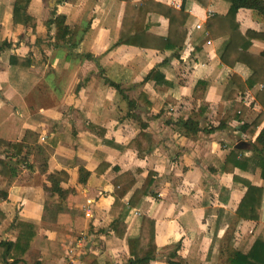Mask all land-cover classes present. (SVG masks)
Listing matches in <instances>:
<instances>
[{
  "label": "crops",
  "instance_id": "0c3cea01",
  "mask_svg": "<svg viewBox=\"0 0 264 264\" xmlns=\"http://www.w3.org/2000/svg\"><path fill=\"white\" fill-rule=\"evenodd\" d=\"M170 1L183 4V0ZM210 1L208 7L195 4L190 10L188 40L178 57L117 46L125 10L120 0H32L29 12L39 22L36 34L32 29H14L11 8L6 5L3 14L0 9V45L11 43V47L0 50V91L4 89V94L0 92V138L21 142L27 130L38 129V144L50 147L49 172L65 171L66 187L73 189L67 199L47 201L46 174L34 155V171L24 168L20 181L8 186L0 176V190L8 191L6 198L0 197V210L5 215L0 220V241L17 240L23 245V232L34 228L29 250L25 254L18 250L10 262L19 258V264H91L95 260L124 264L128 257L126 238L97 235V231L114 219L110 214L115 200L113 179L137 167L142 172L135 187L144 183L149 171L156 173L140 209L157 221L159 254L154 264H166V256L177 243L187 263L212 264L227 247L244 245L264 225V196L259 221H242L236 209L245 188L232 174L220 172L230 148L246 145L251 137L241 132L238 122L224 130L204 131L220 122L226 88V82L219 80L225 69L217 55L218 43L210 40L201 52L192 49L204 29L197 30L195 25L205 24L209 15L229 9L226 2ZM54 6L69 23H79L77 47L49 44L54 28L49 29L46 21ZM237 17L248 28L258 30L264 25V17L260 22L251 10L242 9ZM147 21L151 31L165 33L168 28V20L162 16L154 14ZM38 38L43 41L36 44ZM255 45L263 48L264 42L257 40ZM29 52L33 62L28 71L11 68L12 54L24 57ZM206 65L210 84L204 99L194 100V74ZM152 68H159L176 85L160 96L161 101L156 98L154 83L144 81ZM101 69L122 92L105 83ZM142 93L148 94V101L140 98ZM25 94L31 95L30 101ZM241 100L252 104L255 89L247 91ZM128 101L136 102L133 109ZM257 112L259 109L251 105L245 120L251 121ZM189 118L200 131L194 133L184 127ZM142 122L148 124L150 153L105 144L106 138L128 145L141 132ZM91 124L104 128L105 138ZM101 154L106 155L110 167L98 174ZM237 173L264 187L260 170ZM252 214L256 216L255 211ZM98 238L113 244L102 246ZM209 253L212 260L207 263Z\"/></svg>",
  "mask_w": 264,
  "mask_h": 264
},
{
  "label": "trees",
  "instance_id": "16d2710c",
  "mask_svg": "<svg viewBox=\"0 0 264 264\" xmlns=\"http://www.w3.org/2000/svg\"><path fill=\"white\" fill-rule=\"evenodd\" d=\"M125 3V10L122 18L117 46L127 45L140 49L154 51L160 54L169 53L172 57H178L180 51L185 48L189 35L190 10L197 4L200 7H208L210 0H183L179 8L173 5L170 0H120ZM229 5L226 13H214L207 18L204 29L198 34L192 45V49L201 52L208 41L218 43L217 55L224 71L219 78L220 82H226L223 95L225 101L224 112L220 122L214 127L205 129V132L216 129H227L232 122L241 124L240 130L248 134V140L243 148L236 145L230 148L223 163L220 165L221 174L230 173L235 182H239L245 188L244 195L240 200L236 215L242 221H259V213L264 196V187L258 186L237 173V170L245 172L260 170V177L264 179V47L255 45V41L264 42V25L255 30L245 27L238 19V13L242 9L251 10L260 17V22L264 17V0H220ZM32 0H0L1 14L7 5L12 11V24L14 29L23 27L37 32V19L29 12ZM159 15L168 20V28L165 33H158L150 30L148 17ZM1 17V15H0ZM48 28H54V34L49 36L52 39L50 45L55 47L69 46L77 47L76 40L79 33V23L68 22V17L58 13L56 6L51 8L49 19L46 21ZM47 38L46 40H49ZM43 40L38 38L36 44ZM11 47V43L5 41L0 45V50ZM32 54L27 53L24 57H17L12 54L11 68L28 71L32 65ZM105 83L121 90V87L114 80L105 74V70H100ZM144 81H152L156 98L161 101V95L175 88V83L166 79L165 74L159 68L150 69L144 77ZM210 84L209 70L207 65L200 66L194 74L192 84V97L194 100H202ZM255 89V101L248 105L241 100L247 91ZM140 98L148 101V94L142 93ZM155 101V100H154ZM176 100L172 99L171 102ZM157 101L152 104H156ZM170 103L169 101H167ZM177 102V101H176ZM136 102L128 101L130 109H133ZM151 104V105H152ZM255 106L259 112L251 121H246L245 117L250 106ZM97 129L99 136L105 138L106 130L90 125ZM141 132L128 145H119L115 141L106 140V145L121 149L138 150L139 152L150 153L151 140L147 134L148 124L141 123ZM184 127H189L191 132H198L201 128L191 118L184 121ZM256 136L254 140L252 137ZM40 131L27 130L21 142H14L0 138V176L7 185L20 181L23 177V169L30 172L35 169V163L31 162L32 156L38 157L41 172L46 174V198L47 201H61L67 199L73 189L66 187L68 174L65 171L49 172V145L38 144L37 138ZM48 140V139H47ZM109 141V142H108ZM50 143V140L48 142ZM104 143V142H103ZM110 143L114 144L111 145ZM101 157L100 164L96 168L98 174L103 173L110 167L106 160V155ZM117 170V168H116ZM212 171L217 172L215 169ZM142 172L141 168L129 169L118 174L113 179L115 186V200L110 209V214L114 219L105 229H99L97 233H107L111 237L119 239L126 238L128 257L124 264H154L159 254L157 242V221L147 213L140 211L145 198L150 193L156 173L149 171L144 183L140 187L137 185V176ZM87 177V176H86ZM85 177V179H86ZM133 190V191H132ZM7 188L0 190V197L6 198ZM252 211L256 212L253 216ZM254 218V219H253ZM5 215L0 210V220H4ZM34 228L27 227L22 234L24 244L17 240L0 241V263L19 264V258L10 262L18 250L26 253L31 242L34 240ZM181 244L177 243L166 256V264H188L180 253ZM223 264H264V225L256 232L252 239L247 240L239 247H227L220 256ZM212 257L210 253L205 261L210 263ZM91 264H100L98 260ZM121 264V263H119Z\"/></svg>",
  "mask_w": 264,
  "mask_h": 264
},
{
  "label": "rangeland",
  "instance_id": "374dc122",
  "mask_svg": "<svg viewBox=\"0 0 264 264\" xmlns=\"http://www.w3.org/2000/svg\"><path fill=\"white\" fill-rule=\"evenodd\" d=\"M45 10H46V13H47V11H48L47 6H46ZM218 10H219V8H218ZM222 10H224L223 7H222ZM46 16H47V14H46L45 16H43V17H44V18H47ZM242 16H243V18L245 19V18H246V13L243 14ZM41 20H42V19H41ZM38 23H39V22H38ZM186 55H188V54H185V56H186ZM186 60H189V55L186 56ZM216 60H217V59H216ZM41 67H42V66H41ZM41 67L38 66L39 69H40ZM55 67L57 68V70H60V69L58 68L57 65H55ZM56 73H58V72H56ZM59 75H60V74H59ZM0 92H1L2 94H4V89L1 90ZM41 92H43L42 89H41ZM25 95H26V94H25ZM30 96H31L30 94H27V95H26L27 98H29ZM27 101H30V98L27 99ZM32 102H33V100H32ZM78 197H81V194H79ZM80 201H81V199H80ZM97 205H98V204H97ZM82 210H83V207H82ZM95 211H97V213L99 212L98 207H96V210H95ZM79 218L81 219V216H80ZM71 227H72V225H71ZM104 227H105V225H104ZM95 235H96V234H95ZM97 235H99V233H97ZM98 243H99V244H102V246H104V245L107 244V243H111V244H113L110 240H109V241H104V240L101 239V238H100V240H99V238H98ZM114 243H115V242H114ZM117 243L120 244L119 241H117ZM188 264H189V262H188ZM210 264H211V263H210ZM212 264H223V263H222V258L220 257L219 260L216 258V260H215Z\"/></svg>",
  "mask_w": 264,
  "mask_h": 264
},
{
  "label": "built area",
  "instance_id": "2783aa9c",
  "mask_svg": "<svg viewBox=\"0 0 264 264\" xmlns=\"http://www.w3.org/2000/svg\"><path fill=\"white\" fill-rule=\"evenodd\" d=\"M172 4H173V5H176V6L179 7V8L181 7V4H180V3H177V2H174V1H173ZM211 13H212V12H210V14H211ZM203 27H204V22H203V23L198 22V23L195 25V28H196L197 30H202ZM210 43H211V41H208V44H210ZM87 216H88L90 219L92 218L90 212L87 213ZM81 235L84 236L85 233L82 232Z\"/></svg>",
  "mask_w": 264,
  "mask_h": 264
},
{
  "label": "water",
  "instance_id": "95a60500",
  "mask_svg": "<svg viewBox=\"0 0 264 264\" xmlns=\"http://www.w3.org/2000/svg\"><path fill=\"white\" fill-rule=\"evenodd\" d=\"M237 148H242V145H238Z\"/></svg>",
  "mask_w": 264,
  "mask_h": 264
}]
</instances>
